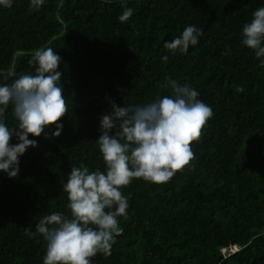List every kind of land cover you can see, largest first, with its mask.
Listing matches in <instances>:
<instances>
[{"label": "trees", "instance_id": "trees-1", "mask_svg": "<svg viewBox=\"0 0 264 264\" xmlns=\"http://www.w3.org/2000/svg\"><path fill=\"white\" fill-rule=\"evenodd\" d=\"M123 4V6H122ZM133 10L120 22L124 8ZM264 0H11L0 5V85L34 74L35 51L52 48L67 114L58 137L45 129L19 157V174L0 172V264H43L35 225L59 212L70 170L105 171L96 140L110 102L143 105L187 84L213 111L195 159L167 183L134 179L122 188L127 218L108 255L91 264H264V57L242 44L243 25ZM190 25L202 30L186 54L166 42ZM264 46V45H262ZM168 60L164 61L163 56ZM242 87V92H236ZM4 123L16 127L13 108ZM15 137L11 143L16 144ZM237 246L222 257L219 249Z\"/></svg>", "mask_w": 264, "mask_h": 264}, {"label": "clouds", "instance_id": "clouds-1", "mask_svg": "<svg viewBox=\"0 0 264 264\" xmlns=\"http://www.w3.org/2000/svg\"><path fill=\"white\" fill-rule=\"evenodd\" d=\"M31 2L39 6L44 0ZM0 5L10 7L11 0H0ZM132 14L133 10L125 7L118 19L126 22ZM202 34L194 25L187 26L164 48L186 54ZM242 44L257 58L264 57V7L255 10L251 21L243 25ZM162 59L167 61L168 56ZM30 62L35 66L34 74L20 75L11 84L0 85V172L9 178L19 174V157L27 148L37 146V141L28 137H47L45 129L49 126L56 129L51 136L58 137L63 128L59 121L68 111L58 70L61 56L49 47L35 51ZM162 87L170 88L172 95L143 105L119 107L110 102L112 111L101 116L96 140L105 171L90 172L83 164L73 167L63 183L70 217L52 213L40 219L34 233L25 229L46 241L43 264H91L97 253L110 254L116 237L123 232L118 217L127 218L128 198L121 189L134 179L167 183L191 165L195 159L192 144L200 142L213 111L187 84L181 86L167 79ZM235 90L242 92L243 88ZM10 104L17 122L14 128L4 123ZM13 137L16 144L11 143ZM237 250V246H230L219 252L226 257Z\"/></svg>", "mask_w": 264, "mask_h": 264}]
</instances>
